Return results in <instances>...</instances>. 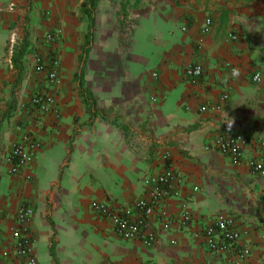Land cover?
<instances>
[{"label": "crops", "instance_id": "obj_1", "mask_svg": "<svg viewBox=\"0 0 264 264\" xmlns=\"http://www.w3.org/2000/svg\"><path fill=\"white\" fill-rule=\"evenodd\" d=\"M83 1L0 0V118L12 94L18 103L46 84L37 76L25 80V61L23 80L15 85L10 36L16 32L33 41L63 29L56 86L60 116H27L41 148L21 173L8 175L4 166L0 174V264H21L4 252L12 240L11 220L26 199L36 208L31 226L37 264H264V177L248 164L263 153L264 0H130L128 14L136 23L131 39L123 35V0H99L85 54ZM207 17L212 27L203 33ZM196 62L202 76L187 77L185 69ZM234 67L241 70L237 79L231 77ZM256 73L260 82L253 80ZM224 93L226 102L211 110ZM92 98L96 108L90 107ZM229 117L230 129L224 123ZM17 122L15 112L3 122L2 158L22 136ZM222 132L247 138L240 162L215 147ZM166 153L169 160L162 158ZM168 166L185 183L151 216L155 243L122 238L92 210L93 201L131 204L145 193L148 175ZM184 211L192 217L187 228L180 222ZM218 213L233 217L250 244L245 260L216 254L193 238L192 231Z\"/></svg>", "mask_w": 264, "mask_h": 264}, {"label": "built area", "instance_id": "obj_2", "mask_svg": "<svg viewBox=\"0 0 264 264\" xmlns=\"http://www.w3.org/2000/svg\"><path fill=\"white\" fill-rule=\"evenodd\" d=\"M15 6V2H11L9 9L14 10ZM121 20L124 37L131 39L136 28L134 19L129 14H122ZM211 27L212 19L207 17L202 32L208 33ZM62 36L63 29L58 27L30 41L29 70L25 80L28 81L33 76H37L38 81L41 80L46 84L34 87L27 99L17 103L15 116L18 122L16 128L22 132V136L2 158V163L10 175H17L26 169L41 148L38 136L29 128L27 116L40 120L47 117L59 118L60 116L56 86L60 82L59 44ZM231 36L236 38L237 34L233 33ZM23 39L24 36H19L16 32L10 36V55L8 57L10 63H12L13 51L21 45ZM203 72L202 64L197 62L189 64L185 69L186 76L189 78H200ZM154 76H157V73H154ZM253 80L260 82L261 74L257 78L256 73ZM228 97V94L224 93L221 98L222 103L211 105L209 108L211 110L220 109ZM246 142L247 138L244 134L222 132L216 139L215 147L223 154L228 155L233 162L238 163L243 159ZM260 145L263 153L258 157L250 158L248 164L254 173L264 177V138L260 140ZM162 158L169 160L170 154L166 153ZM184 183V176L168 166L163 171L152 172L148 175L145 193L131 204L113 206L108 202L93 201L91 208L99 216L108 219L122 238L136 239L152 244L158 240V232L152 226L151 216L158 206L178 195L179 187ZM194 189L198 188L194 187ZM134 212L137 213L136 217H133ZM35 214L36 208L33 202L27 199L23 200L9 225L12 240L9 249L4 252L6 258L18 259L21 264H37L34 249L35 237L31 226ZM1 215L2 210L0 209ZM162 217H167L165 209L162 211ZM191 219L189 212L184 211L180 218L181 225L187 228ZM192 234L195 240L200 241L208 250L216 254L232 253L238 261L245 260L251 254L250 244L243 242L242 233L236 220L225 213H218L211 223L192 231ZM1 235L2 230L0 229ZM99 264L119 263L106 260Z\"/></svg>", "mask_w": 264, "mask_h": 264}, {"label": "trees", "instance_id": "obj_3", "mask_svg": "<svg viewBox=\"0 0 264 264\" xmlns=\"http://www.w3.org/2000/svg\"><path fill=\"white\" fill-rule=\"evenodd\" d=\"M98 1L99 0H84L81 4L80 10L82 13V18H84L86 23H87L86 24L87 31L85 34L86 42H85L84 54L88 53L90 43L93 39V37H92L93 27L95 24L94 12H95V9L97 7ZM129 1L130 0H123L121 12H123L124 14H128L127 8L129 6ZM135 1L137 2L138 0H135ZM30 44H31V42L29 41V36L27 35L24 37L21 45L19 47H17L12 53V56H11L12 64H13V67L16 68L18 71L17 79L15 82L16 86L19 85L23 80L24 65H25L24 59L27 56V54H29V52H30ZM84 59L85 58L83 56L82 60L84 61ZM78 80L80 83V89L83 91L84 84L82 81V75L78 76ZM83 93L86 95V97L90 96V95H88V93H86L84 91H83ZM16 107H17V99H16L15 95L12 94V98H11L10 103L8 104V108L4 111V113L2 114V117L0 118V130H1V127L3 125L4 120L6 118H10L14 114ZM96 115H97V113L92 112V117H96ZM122 128L124 130H127L126 126H122ZM50 222L53 226L54 225L53 221L50 220ZM50 251H51L53 258L57 262V254L55 251V240L54 239L52 240V245H51Z\"/></svg>", "mask_w": 264, "mask_h": 264}, {"label": "clouds", "instance_id": "obj_4", "mask_svg": "<svg viewBox=\"0 0 264 264\" xmlns=\"http://www.w3.org/2000/svg\"><path fill=\"white\" fill-rule=\"evenodd\" d=\"M240 74H241V70L238 67H234L232 69V72H231V77L233 79H237V78H239ZM259 76H260V74L257 73V78H259ZM224 123H226L228 128L230 129L232 127L233 123H234V119L229 117V119L225 120Z\"/></svg>", "mask_w": 264, "mask_h": 264}, {"label": "rangeland", "instance_id": "obj_5", "mask_svg": "<svg viewBox=\"0 0 264 264\" xmlns=\"http://www.w3.org/2000/svg\"><path fill=\"white\" fill-rule=\"evenodd\" d=\"M25 32H27V33L30 32V30L27 29V26H26ZM25 34H26V33H25ZM31 35H32V34H30V36H31ZM24 61H29L28 54H27V56L25 57ZM17 72H18V71H17ZM89 103H90V107L93 106L94 108H96V106H94L95 103H94V99H93V98L90 100ZM91 108H92V107H91ZM3 170H5V169H4V165H3V163H2V157H1V155H0V174H2ZM5 173H7V174L9 175V173L7 172V170H5Z\"/></svg>", "mask_w": 264, "mask_h": 264}]
</instances>
